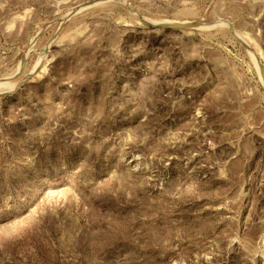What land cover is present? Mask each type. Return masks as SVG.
<instances>
[{
  "label": "rangeland",
  "instance_id": "obj_1",
  "mask_svg": "<svg viewBox=\"0 0 264 264\" xmlns=\"http://www.w3.org/2000/svg\"><path fill=\"white\" fill-rule=\"evenodd\" d=\"M91 1L0 0V264H264V0Z\"/></svg>",
  "mask_w": 264,
  "mask_h": 264
},
{
  "label": "water",
  "instance_id": "obj_2",
  "mask_svg": "<svg viewBox=\"0 0 264 264\" xmlns=\"http://www.w3.org/2000/svg\"><path fill=\"white\" fill-rule=\"evenodd\" d=\"M99 0H93L89 3H87L86 5H84L83 7H87L90 5H93L94 3H97ZM214 24V22L212 21H195V22H191V23H162V24H157L155 27L156 28H161V29H167V30H180V31H186V30H192V29H196V28H201V27H207V26H212ZM231 33H233V30L230 28ZM239 43L245 48L248 49L245 44L241 41H239ZM249 50V49H248ZM261 76L263 78L264 81V70L262 67H259Z\"/></svg>",
  "mask_w": 264,
  "mask_h": 264
}]
</instances>
